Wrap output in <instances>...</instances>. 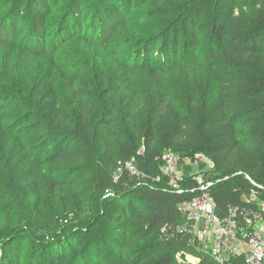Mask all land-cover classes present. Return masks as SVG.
<instances>
[{"label":"trees","instance_id":"obj_1","mask_svg":"<svg viewBox=\"0 0 264 264\" xmlns=\"http://www.w3.org/2000/svg\"><path fill=\"white\" fill-rule=\"evenodd\" d=\"M170 149L264 203V0H0V264H246L179 232Z\"/></svg>","mask_w":264,"mask_h":264},{"label":"built area","instance_id":"obj_2","mask_svg":"<svg viewBox=\"0 0 264 264\" xmlns=\"http://www.w3.org/2000/svg\"><path fill=\"white\" fill-rule=\"evenodd\" d=\"M163 158V172L171 177V184L181 192L184 189L181 182L185 181L187 167L197 168L204 157L190 163L187 158L170 149L165 151ZM130 169L133 173L138 171L133 163H130ZM194 173L200 193L181 203L180 211L187 217L188 223L183 228L177 227L179 232L192 234L200 248L219 262L240 255L246 264H264V203L241 218L237 215L238 208L232 207L231 216L221 218L216 214V200L209 191L214 184L210 178L212 174L205 169ZM255 196L256 191L253 189L250 197Z\"/></svg>","mask_w":264,"mask_h":264},{"label":"rangeland","instance_id":"obj_3","mask_svg":"<svg viewBox=\"0 0 264 264\" xmlns=\"http://www.w3.org/2000/svg\"><path fill=\"white\" fill-rule=\"evenodd\" d=\"M109 17H110V20H112L113 22L117 21L118 18H119V14H117L116 12H113V13H110L109 14ZM55 65V64H54ZM50 68V64L48 63V61L41 65L39 64L38 65V70L37 72L34 74V79L32 80V83L35 87L37 88H42L44 87V84H45V80H46V72L49 70ZM50 104V102L48 103V105ZM192 167V166H191ZM194 170H197V173L199 172V170H208V172H210L211 174H215V169L212 165V162L209 160V159H206V158H202V160H200V163L198 164L197 166V169L196 167L193 168ZM194 173V172H192ZM195 175V173H194ZM251 198V197H250ZM254 200H257L258 198H255V197H252ZM59 214H60V220L62 221L61 223L64 224V226L66 225L67 223V219H66V206L62 205L61 209L59 210ZM71 218V217H70ZM197 246H199V248L201 247L200 244L197 242ZM36 246H30L27 248L28 249H31V248H34L35 249ZM201 249V248H200ZM43 251V250H42ZM41 250H38L37 251V256L39 257H42L41 255H44V253L42 252ZM186 260L188 262H192V263H198L199 262V259H197L196 257L192 256L191 254L187 255L186 256Z\"/></svg>","mask_w":264,"mask_h":264},{"label":"crops","instance_id":"obj_4","mask_svg":"<svg viewBox=\"0 0 264 264\" xmlns=\"http://www.w3.org/2000/svg\"><path fill=\"white\" fill-rule=\"evenodd\" d=\"M206 159H207V158H206ZM196 169H197V168H196ZM192 171L196 172L197 170L195 171V170H193V168H192ZM260 204H261V203H260Z\"/></svg>","mask_w":264,"mask_h":264}]
</instances>
